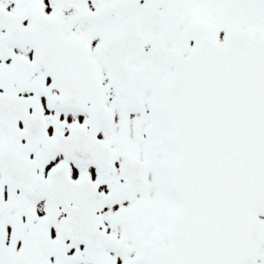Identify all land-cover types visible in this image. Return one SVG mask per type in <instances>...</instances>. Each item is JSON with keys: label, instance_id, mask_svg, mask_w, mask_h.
Returning <instances> with one entry per match:
<instances>
[{"label": "snow or ice", "instance_id": "snow-or-ice-1", "mask_svg": "<svg viewBox=\"0 0 264 264\" xmlns=\"http://www.w3.org/2000/svg\"><path fill=\"white\" fill-rule=\"evenodd\" d=\"M0 264H264V0H0Z\"/></svg>", "mask_w": 264, "mask_h": 264}]
</instances>
